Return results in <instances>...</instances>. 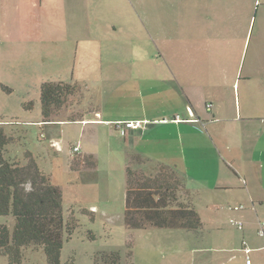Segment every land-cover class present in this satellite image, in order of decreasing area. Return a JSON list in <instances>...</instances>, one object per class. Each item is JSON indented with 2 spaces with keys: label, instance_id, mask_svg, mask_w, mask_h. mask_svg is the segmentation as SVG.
<instances>
[{
  "label": "rangeland",
  "instance_id": "1",
  "mask_svg": "<svg viewBox=\"0 0 264 264\" xmlns=\"http://www.w3.org/2000/svg\"><path fill=\"white\" fill-rule=\"evenodd\" d=\"M7 1L10 3L0 4V122L5 133L13 137L7 156L25 164L28 152L62 191L63 219L71 233L64 232L60 264H230L222 249L216 247L208 221L194 231L128 228L124 223L126 167L131 168L135 179L158 180L156 190L170 208L191 206L187 188L193 183L190 179L184 183L170 167L151 163L133 152L130 156L110 157L104 165L106 157L97 154L95 158L102 165L92 168L89 164L94 160L85 159L81 153L72 157L73 147L87 142L83 138L89 122H73L67 117H75L86 107L97 108L103 93L110 92L112 100L113 91L104 90L102 85L113 84L129 63L160 67L161 63H192L195 59V63H227L234 67L237 52L230 58L224 52L219 54L224 43L211 41L209 35L193 37L184 33L178 39L177 12L181 4L173 1L27 0V10L20 9L23 0ZM52 2L60 9L56 15L50 10ZM64 17L68 22L66 31ZM57 29H63L59 37L64 41L72 37L73 43L60 41L64 48L58 45L55 52L49 48L47 37L51 34L58 38ZM178 51H183L184 60H179ZM150 73L159 75L161 71ZM170 78L175 81L174 76ZM46 81L75 86L51 116L53 122L39 124L43 120L40 87ZM118 81L121 91L130 87L120 76ZM146 103L154 110L159 107L156 101ZM206 108L210 109L211 103ZM186 110L192 116L191 107ZM113 134V142L122 145L123 137L116 131ZM194 151L186 148L184 156L178 152L180 160L175 159L187 179L199 175ZM0 223L11 230L14 218L0 215ZM113 252L118 255L111 256ZM251 256L253 264H264V246H258ZM241 263L245 258L240 256L233 264ZM0 264H10L2 254ZM20 264L47 262L42 249L29 246L22 249Z\"/></svg>",
  "mask_w": 264,
  "mask_h": 264
},
{
  "label": "crops",
  "instance_id": "2",
  "mask_svg": "<svg viewBox=\"0 0 264 264\" xmlns=\"http://www.w3.org/2000/svg\"><path fill=\"white\" fill-rule=\"evenodd\" d=\"M23 1L20 9L27 10L30 2ZM168 1L181 4L177 12L178 39L190 33L193 37L209 35L213 42L222 40L224 46L218 49L219 54L224 52L230 58L236 51L237 64L195 63L193 54L192 63H161L160 67L127 64L125 73L115 77L113 84L102 85L104 90L113 91L112 100L110 92L103 93L97 108L86 107L75 117H67L73 122H89L83 138L87 142L79 146L77 153L72 150V157L81 153L98 167L101 163L95 158L97 154L106 157L104 165L110 157L130 156L129 152H133L151 163L170 167L184 183L190 179L193 184L187 189L191 207L202 224L210 222L216 247L233 264L240 256L245 257L242 240L251 249L250 256L258 246H264V239L257 233L260 225L264 229V0L260 4L256 0ZM6 2L10 3L1 0L0 4ZM153 2L147 0L149 4ZM50 6L56 15L60 9L53 2ZM202 17L206 21L202 22ZM57 32L58 38L51 34L47 37L49 48L55 52L58 45L64 48L60 41L73 43L72 37L69 41L59 37L63 29ZM67 34L69 37L68 29ZM182 52L177 53L179 60H184ZM157 69L161 71L159 75L150 73ZM119 76L127 80L128 89H119ZM173 76L175 81L170 78ZM147 101L159 102V107L154 110ZM207 103H211L210 109ZM186 107H191L192 116ZM116 120L144 121L140 128L128 129L119 146L112 140L116 131L112 122ZM43 121L53 122L43 119L38 123ZM186 148L195 150L194 163L199 166V175L188 179L175 162L180 160L179 153L184 156ZM237 204L244 208H228ZM230 217L240 218L243 228L231 226Z\"/></svg>",
  "mask_w": 264,
  "mask_h": 264
},
{
  "label": "trees",
  "instance_id": "3",
  "mask_svg": "<svg viewBox=\"0 0 264 264\" xmlns=\"http://www.w3.org/2000/svg\"><path fill=\"white\" fill-rule=\"evenodd\" d=\"M74 86L51 81L41 84L39 100L44 120H49L62 107ZM11 142L13 137L0 124V215L14 218L13 229L0 225V254L10 264H20L22 249L33 246L42 249L47 264H60L64 232L71 233L63 219L62 191L39 169L28 152L25 164L8 157L7 146ZM89 165L94 167L95 162ZM133 174L126 167L124 223L128 228L196 230L201 226V218L191 206L170 208L166 205L165 198L156 190L158 180L135 179ZM114 253L118 255L117 252L110 255Z\"/></svg>",
  "mask_w": 264,
  "mask_h": 264
},
{
  "label": "built area",
  "instance_id": "4",
  "mask_svg": "<svg viewBox=\"0 0 264 264\" xmlns=\"http://www.w3.org/2000/svg\"><path fill=\"white\" fill-rule=\"evenodd\" d=\"M262 0H256V4H260ZM98 116V115H97ZM98 121V120H96ZM144 120H116L112 122V125L114 126V129L121 135L124 136L126 131L128 129H135V128H140L143 124ZM84 122V121H83ZM41 136H43L41 134ZM54 144V143H53ZM79 150V146L73 147V151ZM228 208L233 211H238L242 210L244 208L243 205H229ZM229 224L233 226L234 228L237 229H242L243 228V221L240 218L236 217H230L229 218ZM258 235L264 238V229L263 225H260L258 231ZM242 246H243V251L245 253V264H252L251 257H250V251L251 249L247 246V242L245 240H242Z\"/></svg>",
  "mask_w": 264,
  "mask_h": 264
}]
</instances>
